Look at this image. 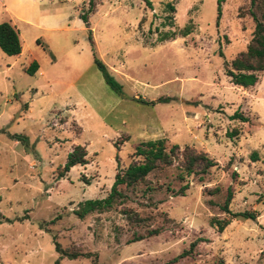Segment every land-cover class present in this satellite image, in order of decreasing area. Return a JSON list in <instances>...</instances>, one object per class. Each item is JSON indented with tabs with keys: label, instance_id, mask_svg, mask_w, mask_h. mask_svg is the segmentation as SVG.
<instances>
[{
	"label": "rangeland",
	"instance_id": "rangeland-1",
	"mask_svg": "<svg viewBox=\"0 0 264 264\" xmlns=\"http://www.w3.org/2000/svg\"><path fill=\"white\" fill-rule=\"evenodd\" d=\"M92 2L90 10L89 0H0V23L21 43L19 55L0 49V264H56L54 236L92 253L60 264H264V71L246 88L225 74L251 38L250 0H223L218 25L217 0ZM158 138L217 164L180 179L174 159L121 185L126 198L112 209L73 213L108 194L115 173L137 160L138 142ZM75 145L87 163L59 176ZM228 187L230 211L256 218H232L218 232L210 219L230 216L221 209Z\"/></svg>",
	"mask_w": 264,
	"mask_h": 264
},
{
	"label": "trees",
	"instance_id": "trees-1",
	"mask_svg": "<svg viewBox=\"0 0 264 264\" xmlns=\"http://www.w3.org/2000/svg\"><path fill=\"white\" fill-rule=\"evenodd\" d=\"M222 2L223 0H217V25L221 16ZM149 3L150 1H147V4ZM167 6L169 10H173L171 4L167 3ZM89 8L90 10L93 8L92 0H89ZM249 13L254 21V28L251 38L245 50L233 58L225 70V74L230 78L231 83L243 88L253 86L257 81V73L264 71V0H250ZM81 18L85 22L87 21V15L85 13L81 14ZM188 32L189 28L186 27L185 31L182 33L185 35ZM0 49L8 55H19L21 52L19 34L10 22L4 21L0 23ZM93 60L97 68L101 71L106 84L117 94L121 95L123 93L121 85L108 72L106 65L96 56H94ZM37 68V63L34 61L29 65L27 71L33 74ZM163 100L166 99H158V101ZM139 101L148 103L143 99H139ZM235 116L240 115L238 113H234L233 117ZM236 133L237 130L234 129L230 135H234ZM10 137L15 140H24L22 135L12 134ZM86 154V149L83 145H75L74 148L68 153L66 161L61 170L58 172V175L64 176L74 165H85L87 163ZM132 157H136L137 160L129 163L125 168H122L115 173L114 181L105 197L86 199L78 203L77 207L73 209V213L78 218L83 219L92 212L108 211L112 209L117 203H122L126 198V195L120 189L121 185L133 188L139 183L145 181L146 176L151 171L171 165L174 159L179 160L178 166L181 170L178 174V177L180 179H183L185 176L191 174L203 175L209 170L210 167L217 164L215 160L207 155V153L201 151H192L189 146H185L182 150H180L177 144H173L169 149H167L165 140L163 138L142 140L138 142L134 146ZM253 158L257 159V153H253ZM186 188L187 183L181 186L178 192L181 193ZM232 197V189L231 187H228L226 190L225 199L221 205V209L230 216L223 219H218L216 217H212L210 219V225L216 226L218 232H222L223 229L231 222L232 218H256L255 213L250 211L231 212L229 209V203ZM127 214L131 218L140 220L137 212H128ZM2 218L3 217L0 214V222L3 220ZM57 218L60 217L57 216ZM158 232L159 231L157 229H153L150 231V234H157ZM140 239H142V237H138L136 240ZM203 240L204 239L201 238L193 240L190 243L189 249L180 253L178 257L181 258L189 255L194 250L198 242ZM54 249L58 253L56 264H60L59 260L63 257L68 259H76L80 256H92V253H83L75 247L72 249L68 247H62L61 244L55 240V236ZM94 263L98 264L95 260ZM218 264L226 263L222 259H219Z\"/></svg>",
	"mask_w": 264,
	"mask_h": 264
}]
</instances>
